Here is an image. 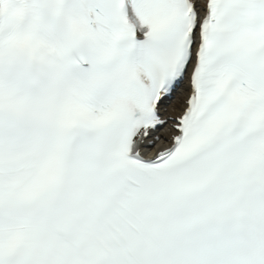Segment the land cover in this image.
Instances as JSON below:
<instances>
[{
	"label": "snow or ice",
	"instance_id": "1",
	"mask_svg": "<svg viewBox=\"0 0 264 264\" xmlns=\"http://www.w3.org/2000/svg\"><path fill=\"white\" fill-rule=\"evenodd\" d=\"M0 264H264V0H0Z\"/></svg>",
	"mask_w": 264,
	"mask_h": 264
},
{
	"label": "bare ground",
	"instance_id": "2",
	"mask_svg": "<svg viewBox=\"0 0 264 264\" xmlns=\"http://www.w3.org/2000/svg\"><path fill=\"white\" fill-rule=\"evenodd\" d=\"M150 154H152V153H150Z\"/></svg>",
	"mask_w": 264,
	"mask_h": 264
}]
</instances>
